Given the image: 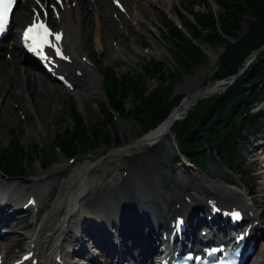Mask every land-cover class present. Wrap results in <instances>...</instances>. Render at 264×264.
<instances>
[{"label": "bare ground", "instance_id": "obj_1", "mask_svg": "<svg viewBox=\"0 0 264 264\" xmlns=\"http://www.w3.org/2000/svg\"><path fill=\"white\" fill-rule=\"evenodd\" d=\"M72 1L76 2L75 6H72ZM108 1L64 0V9L60 12L58 20L55 19L53 22L56 28H62L64 30L63 44L72 57V63L63 67V70L72 76L74 68L80 67L82 70L81 76L74 74L73 78V91L81 105L85 99L97 95L100 92L101 85L98 67L95 64L84 63L80 60L81 56L85 55L82 53V50L87 45V36L92 34L97 45L106 44L110 38H118V48H114L117 52H121V46L124 43L120 37V30L117 28L119 23L116 24L110 15L116 12V9ZM145 1L146 6L142 4L141 0H124L126 8L120 17L125 24L124 29L129 28L131 22L127 20V17L130 20H137V25L141 28L142 23H146L149 20V16L155 13L154 9L150 7V1ZM154 1L159 5L161 4L160 0ZM28 4L29 2L20 4L18 8H15L14 12L17 14L15 22H26L28 20L30 15L26 12ZM147 7L151 9L148 10ZM171 7L172 5L170 4L169 9ZM111 8L113 11H111ZM130 35H133V32ZM38 67L37 63H26L25 56L21 54L17 47L13 48L11 59L0 57V97H2L1 105L8 103L6 102L8 99H14L19 104L23 100L28 101L37 119L42 121L44 115L42 114L43 103L40 94L44 89H46V92L49 90L50 94H52L53 92L51 90L54 87H51L46 80L42 81L41 78L37 77L35 69H38ZM204 77L205 73H198L193 79L188 80V82L193 83L196 79L198 80L197 82H200ZM215 87L217 86L214 84H208L202 86V88L199 86H191L188 90V96L173 111L169 119L142 137L141 141H155L153 146L146 153L134 151L121 161L120 169L122 171H128L126 176H122L121 173L119 174L117 172L119 168H117L115 154H110L102 165L98 164L86 167L83 172L66 169V166L61 162L56 171L46 174L41 179H37L36 182L38 183L50 175L60 178L59 181L57 178V184L52 191L46 193V201L41 205L43 215L38 219L34 229H31V231L33 230V234L31 235L32 240L30 242H34L35 249H38L41 254H45V249H52L56 252L63 250L62 243L66 239L65 231L67 227H62L67 222V219L70 222L74 217L79 219L83 215H78L75 211L76 205L80 200H86L91 211L93 205L95 211L98 213L102 212L107 216L111 214L120 216L127 210H133L140 215H153V212H157V225L155 227L148 225L149 237L151 239L159 238L157 237L158 230L166 224V219L172 210L171 202H173L174 197L180 191H188L194 205L200 204V199L204 198L203 193H209V191H213L214 196L222 200H227L226 198L230 197L234 201L233 205L248 202L251 203L257 215L262 217L259 208L262 207L264 209L263 201L258 202L254 195H251L254 190L240 192L238 181L227 174L210 170L202 177H198L195 174L189 180L182 179L175 181L176 179H168L163 182L159 177H155L148 172L150 168L157 169L164 165V161L162 160H158L152 165L151 157L159 151L166 149L161 139L168 132L170 121L177 115L184 113L194 99H197L202 94L210 93ZM64 170L67 172L65 173ZM33 172L37 173L38 169L35 168ZM65 175L66 178H63ZM4 181L7 183L0 185L1 193L20 194V182L9 183L11 181L10 179ZM6 184L10 185L5 188ZM232 187L233 190H231ZM27 189L36 191L39 196L42 195V192L38 188L31 186ZM260 191L263 192L264 187H261ZM94 195H96V204L91 202V198ZM152 195L157 196L160 202L145 203L148 202L149 197ZM242 196H244V199H242ZM101 199L102 203L100 204L99 201ZM114 200L115 204L112 203ZM231 200L229 202L230 204ZM181 207L186 210L190 207V204L182 202ZM25 221L26 219L24 217H16L15 213H10L7 206H0V252L4 257L12 253L11 247L15 244H21L22 247L27 246L25 241L27 237L22 236L19 238L17 236V230L15 229V226L19 224L23 228L27 227L28 224H25ZM96 221L93 218L82 223L81 231L85 236H89L88 228L94 227ZM3 227H8L9 231L2 232ZM105 232L109 237L111 236L110 229L105 227ZM74 241L82 246L80 239L76 238ZM143 241L149 246L148 238L146 236L144 238L143 234L132 244H128L125 235L122 233L121 250L117 251L112 246L110 254L107 255L109 259L108 263L105 261L100 262V264H142L143 261L150 260L152 256L158 253V250L154 247L149 251L142 250ZM84 249V246H82L79 253L83 254ZM137 256L141 257L135 260L134 258ZM87 258L90 260L89 264H98V261L92 254H89ZM93 260H96V262H93ZM22 264H27V262ZM262 264H264V258Z\"/></svg>", "mask_w": 264, "mask_h": 264}, {"label": "trees", "instance_id": "obj_2", "mask_svg": "<svg viewBox=\"0 0 264 264\" xmlns=\"http://www.w3.org/2000/svg\"><path fill=\"white\" fill-rule=\"evenodd\" d=\"M216 1L217 14L203 1L206 9L195 12V22L187 21V24L192 37H201L211 47L224 46L219 67L214 74L216 78H223L237 73L246 55L264 44V0ZM244 22H247L246 27L243 26ZM170 34L169 50L176 66L164 68L163 64L155 63L144 66L143 73L159 81V85L152 90L148 91L147 81L142 74H129L120 78L111 69L106 72L104 87L110 106L121 113H133L144 130L166 117L172 105L176 104V101L168 100L171 83L176 81L181 72H189L205 61L203 50L191 38L174 26ZM258 56L260 59L249 69L243 70L225 90L198 101L183 119L174 123L172 130L182 137L181 148L192 152L191 156L196 162L203 163L206 160L208 149L227 150L230 146L235 150L244 139L245 135H241V132L249 123L246 110L248 101L260 96L257 88L249 89L247 84L264 76V50ZM167 78L170 83L161 89ZM129 96L132 98L131 107L125 103ZM70 110L75 121L73 134L63 132L56 137V142L65 152L71 154L79 151L74 143L76 139L82 142L83 148L96 147L98 140L109 139L107 128H98L100 123H113L109 113H106V120H99L97 124L92 122L87 127L72 104ZM103 111L106 112L104 108ZM17 151V145L16 148L11 146L5 152V157L1 158L10 169L18 166ZM43 157V165L54 160L52 147L47 146Z\"/></svg>", "mask_w": 264, "mask_h": 264}, {"label": "rangeland", "instance_id": "obj_3", "mask_svg": "<svg viewBox=\"0 0 264 264\" xmlns=\"http://www.w3.org/2000/svg\"><path fill=\"white\" fill-rule=\"evenodd\" d=\"M161 1L162 3H165V6L162 7L160 5L161 8L156 7L155 14L149 16L150 23H147V24L144 23L145 25L144 29L140 30L139 28H135L134 34L132 35V37L135 40L134 43L141 50H142L141 45L146 46L150 52V55L144 54L140 49H138L139 53L131 50L130 49L131 47L134 48V46L131 45L133 44L131 37L123 38V36H121L124 39L123 47H121L122 51L121 53H115L114 51L111 50L112 38L108 39L106 44L104 45L103 44L97 45L94 40V36L92 34L87 36V41H86L87 45L82 51V53L87 54L91 58V60L94 61V63L99 68V70H103L106 67L111 66L114 68V70L118 74H124L128 70H130V68L132 67H139L141 64L144 63L145 60H148L151 58L161 59V56H163V49L162 48L160 49L158 47L159 45L154 40L153 42L152 38L148 36L145 31H148L155 40L162 41L163 38L165 37L164 35H165V32L167 30V25H168V21L162 24L165 19V16L169 15L171 19L173 17V15L168 11L167 5L172 3V6H174V8H178L180 11V14L183 15L184 19H186L189 15L186 13L184 6L186 5L188 6L190 0H161ZM142 4L146 6L145 1H142ZM14 16H16V13ZM174 18L176 17L174 16ZM209 51L211 52L212 55H214V57L209 58V62H210L211 59H216L218 57V56L216 57V55L218 54L219 49L213 50V51L209 50ZM117 63H122V64L119 65ZM208 64L204 67H200V66H199L200 68L196 67L194 70H192L193 72L192 74L195 76L198 71L206 72V77L204 81H208V77L211 76L213 72V69L210 68ZM35 72L37 76L42 75L38 70H35ZM178 79L180 80H177V83L174 87L176 88L178 93L186 94L187 89L189 88L187 87V81H188L187 76L182 75V78H181V75H180ZM43 80H46L44 76L42 78V81ZM101 80H102V77H101ZM147 82H148L149 89H151L155 85L154 79L148 80ZM210 83H214L215 85H217V87H215V89L213 90L215 91L216 88H220L222 84L225 83V80H221L217 82L212 80V82ZM194 85H196V83ZM50 86L54 87L53 90H51L53 92L52 94H50L49 90L46 92V89H44V92H41L40 94L41 100L43 103L42 114L44 115V118L42 119V121H39L36 116L32 115L27 110V108H25L24 101L19 104V102H15L16 100L14 99H10V100L8 99L6 101L8 103H4L3 105L0 106V148L6 146L8 142L13 139V138H10V134L12 131H15L18 133L17 136L21 138V145L27 148L29 153L32 154L35 150L36 144H41V145L46 144L47 139H50L52 134L54 133L59 134L60 132H63L64 128L70 125V121H67L65 123L60 122V118L62 119L63 117H66L67 111L65 108V103L66 101L70 99V95L73 97L75 103L77 104V108L82 112V115L85 116L89 124H91V122L94 121V119L98 116L97 105H101L102 100L104 98L102 83L100 85V92L93 97H89L85 99L84 102H82L83 103L82 105L81 103H79L80 101L77 100L74 94L66 92L57 83H51ZM125 103L127 107L131 106L132 104L131 96L126 98ZM256 109L257 108H254L253 110L256 111ZM115 130L118 131L120 135L125 138L126 142L121 143L120 146H114L113 144H111L109 148H106V146H102L96 150H93L92 152L96 156L89 163L97 164L104 157H106L107 155L113 152L120 151L119 153H130L132 150H139L143 148L141 147V145L143 144V141H139V139H136V136H135L137 133L136 126L129 119L119 117L117 121V128ZM28 135H32V136H28ZM165 139H162V143L165 142L166 146H169V147H167L166 151L164 150L159 151L157 154L153 155L152 158L154 161H158L159 159L164 160V157L162 156L160 158L159 155H161V153H164V152H170V150L172 151L174 149V147H172V142L174 143L175 139H173L168 134L165 135ZM133 145H136L135 148H131L129 150L128 147L133 146ZM77 157H79V160H77L76 163L75 162L71 163L70 167L75 170H80L85 164L88 163L86 161L88 155H84V156L77 155ZM61 159L62 158H60V160ZM253 159L254 157L250 158V160H253ZM59 161H57L56 163H53L50 167H48L49 170L40 169L38 177H41L45 173H47V170L48 172L52 171L58 165ZM63 162L66 163L65 160H63ZM216 163L218 164L208 165L204 168V170H197V172L199 173V175H202L209 170H214V171H219V172L228 174L222 168V166L220 165L221 163L219 161H217ZM179 164H181V162ZM26 165H27V160H26ZM252 166L255 167V164ZM34 167L35 166L32 164L31 166L28 167V170H27L29 176L31 177H33L31 173ZM177 169L179 171L181 170V167L179 166ZM191 171L193 173L194 170L191 169ZM192 173L187 174L186 178L189 179ZM179 177L181 178L183 176H179ZM180 178H178V180H180ZM53 181L54 179L50 178V179H47L44 183H38V184L31 183V184L40 189H46L47 187L42 188V186L46 183H51ZM247 186L251 190L252 189L254 190L255 188L254 183H249L247 184ZM16 247L17 246H14L12 248L13 253L16 252Z\"/></svg>", "mask_w": 264, "mask_h": 264}, {"label": "snow or ice", "instance_id": "obj_4", "mask_svg": "<svg viewBox=\"0 0 264 264\" xmlns=\"http://www.w3.org/2000/svg\"><path fill=\"white\" fill-rule=\"evenodd\" d=\"M57 2H59V0H57ZM14 3L15 0H0V33H3L5 31L8 23V16L12 11V6ZM37 3H39V0H37ZM38 21L39 17H34L33 23L25 29L23 38L29 51L35 52L41 57V59H47V57L43 54V49L46 46L50 48L55 47L47 39V37L52 35V33L43 22ZM56 39H60L59 33L56 34ZM56 53L57 55H60L59 48H56ZM235 217L238 218L239 213H236Z\"/></svg>", "mask_w": 264, "mask_h": 264}]
</instances>
